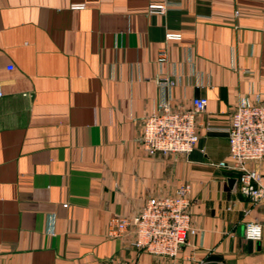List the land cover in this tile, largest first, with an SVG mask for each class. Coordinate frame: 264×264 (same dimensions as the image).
Instances as JSON below:
<instances>
[{
	"label": "crops",
	"instance_id": "crops-1",
	"mask_svg": "<svg viewBox=\"0 0 264 264\" xmlns=\"http://www.w3.org/2000/svg\"><path fill=\"white\" fill-rule=\"evenodd\" d=\"M150 1L0 0V264H264V195L252 201L215 165L236 98L264 104V0H170L148 13ZM197 95L193 147L148 155L140 118ZM252 164L264 175V160ZM181 181L196 229L175 256L106 235L111 215ZM252 219L259 240L243 237Z\"/></svg>",
	"mask_w": 264,
	"mask_h": 264
},
{
	"label": "built area",
	"instance_id": "built-area-1",
	"mask_svg": "<svg viewBox=\"0 0 264 264\" xmlns=\"http://www.w3.org/2000/svg\"><path fill=\"white\" fill-rule=\"evenodd\" d=\"M170 3V0L150 1L147 12L163 13ZM82 5L72 3L71 7ZM164 38L177 39L179 33L165 32ZM166 59L165 50H158L156 60ZM159 83L167 85L172 81L163 77ZM169 99L160 100L154 110L140 118L137 140L148 155L185 154L198 138L197 116L204 109L205 97L192 96L189 105H175ZM221 129L226 133L228 157L215 165L234 173L238 190L252 201L258 200L264 195V175L252 162L264 160V104L258 98L249 102L245 96H239L230 109L227 125ZM189 190V182L181 181L161 195L148 197L134 215H111L106 235L127 239L135 248L153 255L175 256L186 235L196 229L190 223ZM261 234L259 221L244 222L245 239L259 240ZM109 264L140 263L136 259L119 258Z\"/></svg>",
	"mask_w": 264,
	"mask_h": 264
},
{
	"label": "water",
	"instance_id": "water-1",
	"mask_svg": "<svg viewBox=\"0 0 264 264\" xmlns=\"http://www.w3.org/2000/svg\"><path fill=\"white\" fill-rule=\"evenodd\" d=\"M233 178H229L228 180L230 181V180H232Z\"/></svg>",
	"mask_w": 264,
	"mask_h": 264
}]
</instances>
